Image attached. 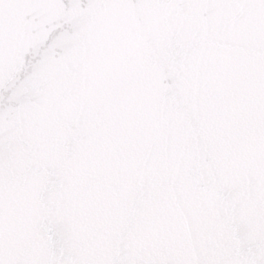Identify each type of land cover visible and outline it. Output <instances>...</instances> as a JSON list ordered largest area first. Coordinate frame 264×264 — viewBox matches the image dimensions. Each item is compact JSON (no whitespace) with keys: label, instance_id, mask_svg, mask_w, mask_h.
Here are the masks:
<instances>
[{"label":"water","instance_id":"water-1","mask_svg":"<svg viewBox=\"0 0 264 264\" xmlns=\"http://www.w3.org/2000/svg\"><path fill=\"white\" fill-rule=\"evenodd\" d=\"M0 264H264V0H0Z\"/></svg>","mask_w":264,"mask_h":264}]
</instances>
